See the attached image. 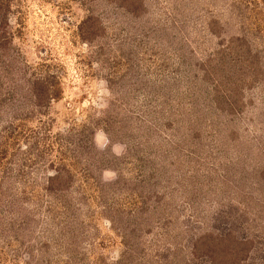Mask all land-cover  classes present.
Here are the masks:
<instances>
[{
  "label": "rangeland",
  "instance_id": "374dc122",
  "mask_svg": "<svg viewBox=\"0 0 264 264\" xmlns=\"http://www.w3.org/2000/svg\"><path fill=\"white\" fill-rule=\"evenodd\" d=\"M9 16L61 95L25 118L30 100L0 99V264H264V0H12Z\"/></svg>",
  "mask_w": 264,
  "mask_h": 264
},
{
  "label": "trees",
  "instance_id": "16d2710c",
  "mask_svg": "<svg viewBox=\"0 0 264 264\" xmlns=\"http://www.w3.org/2000/svg\"><path fill=\"white\" fill-rule=\"evenodd\" d=\"M12 0H0V99L5 103L30 100L31 109L20 118L44 114L51 102L58 100L61 88L57 76L45 62L36 67L18 58L14 31L10 21ZM86 22L79 26L82 30ZM20 93L22 96H20ZM15 120V118H13ZM5 123L4 130L14 128ZM4 176V174H2ZM58 173L49 179V187L59 182ZM49 189V188H48Z\"/></svg>",
  "mask_w": 264,
  "mask_h": 264
},
{
  "label": "clouds",
  "instance_id": "9594fccd",
  "mask_svg": "<svg viewBox=\"0 0 264 264\" xmlns=\"http://www.w3.org/2000/svg\"><path fill=\"white\" fill-rule=\"evenodd\" d=\"M95 140H96L97 147L100 150H104L105 148L108 147L109 143H111V141L107 137V134L103 133L102 130L96 134ZM112 152L117 157H120L126 152V145L121 144V143H115L112 145ZM117 178H118V173L115 170H111V169H105L101 175V179L104 182H110ZM118 258L119 257L117 256L116 259Z\"/></svg>",
  "mask_w": 264,
  "mask_h": 264
}]
</instances>
